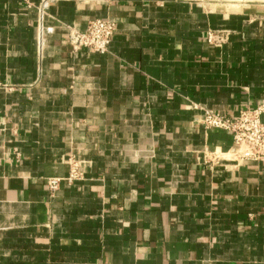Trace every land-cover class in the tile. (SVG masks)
I'll return each mask as SVG.
<instances>
[{
	"label": "crops",
	"instance_id": "crops-1",
	"mask_svg": "<svg viewBox=\"0 0 264 264\" xmlns=\"http://www.w3.org/2000/svg\"><path fill=\"white\" fill-rule=\"evenodd\" d=\"M263 101L264 0H0V264H264V160L199 120Z\"/></svg>",
	"mask_w": 264,
	"mask_h": 264
},
{
	"label": "built area",
	"instance_id": "built-area-1",
	"mask_svg": "<svg viewBox=\"0 0 264 264\" xmlns=\"http://www.w3.org/2000/svg\"><path fill=\"white\" fill-rule=\"evenodd\" d=\"M117 30L114 21L106 18H94L89 21L86 30L71 29L68 40L74 51L88 48L105 53L108 51ZM208 42L221 47L227 40V33L210 31ZM200 122L208 129H222L230 133L235 144L233 152L237 160H264V101L256 107H245L235 115H226L204 108ZM70 174L66 179L71 181L80 176L79 162L69 159ZM62 178L50 177L47 180L49 189L58 188Z\"/></svg>",
	"mask_w": 264,
	"mask_h": 264
}]
</instances>
